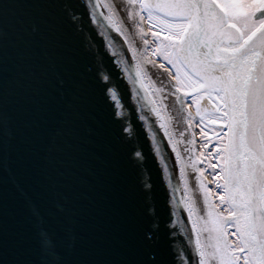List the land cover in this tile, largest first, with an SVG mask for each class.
<instances>
[{"label": "water", "instance_id": "obj_1", "mask_svg": "<svg viewBox=\"0 0 264 264\" xmlns=\"http://www.w3.org/2000/svg\"><path fill=\"white\" fill-rule=\"evenodd\" d=\"M179 1L181 88L136 0H0V264H239L228 224L264 264V23L243 39L218 0ZM202 82L226 99L232 209L191 143Z\"/></svg>", "mask_w": 264, "mask_h": 264}, {"label": "rangeland", "instance_id": "obj_2", "mask_svg": "<svg viewBox=\"0 0 264 264\" xmlns=\"http://www.w3.org/2000/svg\"><path fill=\"white\" fill-rule=\"evenodd\" d=\"M139 1L150 33V38L146 41L149 56L159 58L162 66L170 69L176 88L200 83V78L194 76V68H186L176 54L185 19L174 18L158 11L159 5L153 6L150 0ZM218 1L225 7L228 17L244 30L245 35L263 21L261 17L254 19L252 16L257 9L264 7V0ZM186 98L195 114L196 134L202 153L201 165L212 178L211 188L218 201L217 206L222 210L228 209L230 207L221 175V171H225L224 140L227 138L223 90L205 89ZM210 101L213 106L208 104ZM228 225L232 241L239 245L240 264H251L238 225Z\"/></svg>", "mask_w": 264, "mask_h": 264}, {"label": "bare ground", "instance_id": "obj_3", "mask_svg": "<svg viewBox=\"0 0 264 264\" xmlns=\"http://www.w3.org/2000/svg\"><path fill=\"white\" fill-rule=\"evenodd\" d=\"M139 2H140L139 0H136V3H139ZM138 13H139L140 18H141V20L143 22V25H144V27L146 29L145 37H149L150 36L149 35L150 33H149L148 29H147L148 26H146L147 25V23L145 21L146 19H145L144 14L142 13L140 4H139V7H138ZM144 48H145V51L147 53V56L150 57L149 56L147 42H145ZM173 80H174V78H173ZM174 83H175V80H174ZM190 107H191V113H192V118H193L194 130H195V135H196V139H191V143H192V146H193V149H194V153H195V156H196V159H197L198 166H199V168H203L202 165H201L202 164V157H201V154L202 153L200 152V144H199L198 137H197V134H196L195 114L193 112V109H192V105L191 104H190ZM206 175H207V180H208V184H209V188H210V193H211L213 205L216 206V207H218L217 204H216L217 199L215 198L214 190L211 188L212 182H213L212 181V178H211V176L209 174L206 173ZM224 200L226 201V199H224ZM225 234H230V232H229V225H228V230H225ZM231 237L232 236L230 235L229 240L232 241ZM240 261H241V259H239V264H240Z\"/></svg>", "mask_w": 264, "mask_h": 264}, {"label": "flooded vegetation", "instance_id": "obj_4", "mask_svg": "<svg viewBox=\"0 0 264 264\" xmlns=\"http://www.w3.org/2000/svg\"><path fill=\"white\" fill-rule=\"evenodd\" d=\"M166 6L167 8V12L169 14H171V16H175V17H178V18H183V19H187V22H188V12H189V9L187 7H184L183 5L180 4V1L179 0H165V4H163ZM182 6V7H181ZM261 8H264L263 6ZM170 9V10H169ZM177 11H181V14L179 16H176L175 13ZM252 18H254V16H252ZM255 19V18H254ZM264 22L261 21V23L258 25L260 26L262 23ZM186 27V26H185ZM185 29V28H184ZM184 32V30H183ZM182 32V34H183ZM182 36V35H181ZM248 35H245V32L243 30V37H246ZM190 55V54H189ZM190 56H193V55H190ZM210 106H213V104L211 102L208 103Z\"/></svg>", "mask_w": 264, "mask_h": 264}, {"label": "snow or ice", "instance_id": "obj_5", "mask_svg": "<svg viewBox=\"0 0 264 264\" xmlns=\"http://www.w3.org/2000/svg\"><path fill=\"white\" fill-rule=\"evenodd\" d=\"M257 15H258V14H257ZM151 258H154V255H153Z\"/></svg>", "mask_w": 264, "mask_h": 264}]
</instances>
